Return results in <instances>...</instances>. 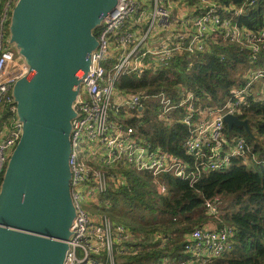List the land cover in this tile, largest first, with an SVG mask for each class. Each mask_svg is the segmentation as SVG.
I'll use <instances>...</instances> for the list:
<instances>
[{"label":"built area","instance_id":"obj_1","mask_svg":"<svg viewBox=\"0 0 264 264\" xmlns=\"http://www.w3.org/2000/svg\"><path fill=\"white\" fill-rule=\"evenodd\" d=\"M258 1L116 0L113 10L93 30L97 45L90 52L72 103L75 115L69 131L68 166L75 214L62 264H118L117 256L142 252L128 226L107 214L89 212L102 205L110 207L107 195L126 184L123 169L150 174L157 192L166 195L168 189L158 180L160 175L192 184L203 172L225 171L234 163L247 167L264 164L244 136L225 133L223 121L226 114L239 118L252 102L264 103V12L260 25L248 27L239 21ZM0 2L4 3L0 13L1 182L8 153L17 145L23 128L12 87L30 74V66L17 48L3 41L5 19L18 0ZM225 43L246 51L252 64L215 106L202 104L196 92L181 83L175 94L163 89L153 93L117 87L121 75L155 73L170 66L175 57H183L188 70L196 54ZM149 103L155 105L158 121H177L187 127L181 147L189 159L153 144L125 124L127 119H140ZM205 205L209 212H216L208 200ZM219 221L215 227L197 225L185 233V259L180 264H207L234 248L235 226L219 225ZM152 240L165 247L170 236L155 232ZM156 264L171 263L163 257Z\"/></svg>","mask_w":264,"mask_h":264},{"label":"water","instance_id":"obj_2","mask_svg":"<svg viewBox=\"0 0 264 264\" xmlns=\"http://www.w3.org/2000/svg\"><path fill=\"white\" fill-rule=\"evenodd\" d=\"M116 0H18L15 41L30 66L14 91L22 134L0 185V264H62L75 214L69 131L98 21ZM15 82V83H16ZM15 85V84H14ZM13 94V93H12ZM227 129L247 119L226 114Z\"/></svg>","mask_w":264,"mask_h":264},{"label":"trees","instance_id":"obj_3","mask_svg":"<svg viewBox=\"0 0 264 264\" xmlns=\"http://www.w3.org/2000/svg\"><path fill=\"white\" fill-rule=\"evenodd\" d=\"M3 4L0 2V13ZM263 12L264 0H259L239 21L248 27L260 25ZM251 64L246 51L239 50L233 43H225L214 46L211 52L196 54L188 70L184 58L175 57L170 66L155 73L146 71L139 77L121 75L116 84L119 89L132 92L147 90L154 93L163 89L175 94L176 85L181 83L194 90L202 104L216 105L228 96L232 86L240 82L242 71ZM154 111V104H146L140 119L133 117L125 124L135 127L153 144L189 159L181 147V141L188 135L187 127L177 121L167 124L158 121ZM239 118L248 120L252 135H248L241 126L228 130L225 125V133L244 136L253 152L264 159V103H250ZM158 180L168 189L166 195L157 192L148 173H142L138 179L126 176V184L107 195L112 217L119 218L118 214L126 208L125 225L134 234L143 233L151 237L154 232L167 233L169 226L175 223L173 218L176 221L177 217L186 218L191 212H200L204 199L226 194L232 197L233 202L226 207L219 225L228 223L235 226V245L230 252L207 264H264V164L249 168L234 163L225 171L203 172L192 184L165 174ZM172 241L165 247H158L159 243L154 241L146 243L145 251L135 256L119 257L118 264H156L164 256L171 258L172 264H180L185 259L183 240L179 244Z\"/></svg>","mask_w":264,"mask_h":264},{"label":"rangeland","instance_id":"obj_4","mask_svg":"<svg viewBox=\"0 0 264 264\" xmlns=\"http://www.w3.org/2000/svg\"><path fill=\"white\" fill-rule=\"evenodd\" d=\"M96 24L100 25L101 20L98 21ZM14 29H15V7L13 5L9 9L8 14H7V18L5 19L3 41L6 44H10L11 46H14L15 48H17L16 41H15V35H14L15 34ZM18 88H19L18 82H16L15 85H13V87H12L13 95H14L15 89L18 90ZM211 105L214 106L215 104H211ZM230 134H232V133H230ZM14 148L11 149L8 153V159L5 162L4 167H3L2 178L4 177V174L7 170V166H8L11 154L14 151ZM256 155L258 156L257 153H256ZM248 167L252 168V166H250V165H248ZM122 172L125 175V177L128 176L131 179H138L142 175L141 172H136V171H132V170H128V169H123ZM0 185H1V182H0ZM206 200H208L210 203L215 205V208H216L215 213H211L207 210L206 205H205ZM232 202H233L232 197L229 195H226V194H220V195L213 197L211 199H204L203 205H202L203 208H201L200 212H198V211L191 212L190 215L186 218L177 217L176 221H175V219H173L175 223H173V225L169 226L170 229L168 228L167 233H161V234H163V235L169 234V236L171 238L170 240L171 241L173 240L172 242L175 241V243H177V244L182 243V240L184 239L183 235L185 233H187L188 231H190L192 227L200 225V223H204V224L216 223L219 220H221V216L224 215L226 207H228L229 204H232ZM91 209H89V212H91V213L107 214L113 220L120 221L123 224L126 223V221H124L126 210H127L126 208H124L120 212V214H118L119 218L112 217L113 211H111V207L105 208L104 205H102V207L94 208L92 210ZM216 215H217V217H216ZM125 220H127V217ZM154 233H152L151 237L145 236L146 234L144 235L143 233L142 234L132 233V235L137 239V242L140 243V245L143 249L142 252L145 251V249L147 248L146 243H149V242L152 243L153 242L152 236L154 235ZM158 247H159V245H158ZM164 257H167V256H164ZM116 258L118 260L119 257L117 256ZM169 260H170V263L172 264L171 258H169Z\"/></svg>","mask_w":264,"mask_h":264},{"label":"crops","instance_id":"obj_5","mask_svg":"<svg viewBox=\"0 0 264 264\" xmlns=\"http://www.w3.org/2000/svg\"><path fill=\"white\" fill-rule=\"evenodd\" d=\"M186 5H187L186 3L181 4L182 7H186ZM200 225L212 228V227H215L216 223H207V224L200 223ZM183 236H185V234ZM193 264H196V263H193Z\"/></svg>","mask_w":264,"mask_h":264}]
</instances>
